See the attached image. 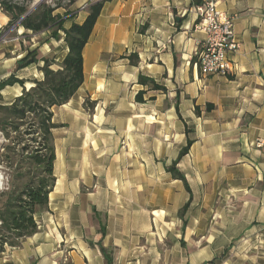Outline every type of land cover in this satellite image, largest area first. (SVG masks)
I'll use <instances>...</instances> for the list:
<instances>
[{
  "label": "crops",
  "instance_id": "crops-1",
  "mask_svg": "<svg viewBox=\"0 0 264 264\" xmlns=\"http://www.w3.org/2000/svg\"><path fill=\"white\" fill-rule=\"evenodd\" d=\"M201 2L104 1L83 49V83L52 109L48 207L34 216L38 232L5 246L0 264H106L99 244L112 264H264V0H218L239 44L226 77L198 69ZM2 16L0 81L14 75L29 90L43 78L42 59L60 69L64 34L9 35ZM34 49L38 63L16 70ZM22 91L6 87L2 103ZM175 162L186 184L168 171Z\"/></svg>",
  "mask_w": 264,
  "mask_h": 264
},
{
  "label": "trees",
  "instance_id": "trees-1",
  "mask_svg": "<svg viewBox=\"0 0 264 264\" xmlns=\"http://www.w3.org/2000/svg\"><path fill=\"white\" fill-rule=\"evenodd\" d=\"M104 1L100 0L88 7V15L81 24H72L64 29L63 20L54 12V7L41 3L29 15L23 18L31 6L30 3H14L0 0V10L8 18L6 29L18 24L33 34L49 31L51 37L58 39L59 32L64 34L67 55L59 64L60 69L52 70L55 61L42 59L43 66L38 70L43 78L34 81V86L26 90L24 81L10 76L0 81V133L9 144L4 146L3 161L10 170L8 186L0 192V253L5 246L19 247L21 242L36 232L38 225L34 219L36 213L48 207V195L54 186L53 164L55 159L52 130V109L60 107L72 98L83 83V49L88 43ZM37 50H27L25 56L17 61L16 70L37 64ZM137 56H130V63L137 64ZM138 82L148 85L152 90L164 88L153 80L139 76ZM19 84L22 94L10 105L2 103L1 91L8 86ZM142 102V93L136 96ZM89 110L93 105L85 101ZM212 106L208 105L207 109ZM191 145L188 141L179 158L184 156ZM174 179L186 184L184 176L176 169V162L168 168ZM102 235L104 230L102 229ZM106 264H112V253L99 244Z\"/></svg>",
  "mask_w": 264,
  "mask_h": 264
},
{
  "label": "built area",
  "instance_id": "built-area-1",
  "mask_svg": "<svg viewBox=\"0 0 264 264\" xmlns=\"http://www.w3.org/2000/svg\"><path fill=\"white\" fill-rule=\"evenodd\" d=\"M196 29L205 35L199 45L197 66L203 76H228L230 57L239 48L234 36L233 19L218 8V0H202L195 9ZM264 143V140L258 144ZM1 189V187H0Z\"/></svg>",
  "mask_w": 264,
  "mask_h": 264
},
{
  "label": "rangeland",
  "instance_id": "rangeland-1",
  "mask_svg": "<svg viewBox=\"0 0 264 264\" xmlns=\"http://www.w3.org/2000/svg\"><path fill=\"white\" fill-rule=\"evenodd\" d=\"M7 2H14V3H23V4H28L30 3V6L36 1V0H5ZM83 1L86 0H45L44 3H46V5L52 6L54 7L55 5H60V8H58L54 14L58 15L63 21L68 20L70 18H72L73 16H75L76 14L78 15L79 13L82 12H87L88 13V7L87 5H85L86 3L83 4ZM90 1V0H89ZM93 3H95L98 0H92ZM88 2V1H87ZM92 3V4H93ZM0 22L4 23V19L3 16H6L4 14V12H2L0 10ZM8 19V18H7ZM5 26H3L2 28L6 29V24H4ZM15 25L12 26L11 28L7 29L9 30V35L14 33L15 30ZM42 39V38H40ZM37 42V41H36ZM27 43H31L30 41L27 40ZM65 43V42H64ZM62 44V43H61ZM60 55H62V49L59 52ZM49 61L54 60V58H47ZM56 63V62H55ZM52 67V66H51ZM55 68V67H53ZM57 70V69H56ZM9 144V141L5 139L4 135L0 133V177H1V191H4L7 186H8V179H9V175H10V170L8 168V166L6 165V163L3 161V154H4V146Z\"/></svg>",
  "mask_w": 264,
  "mask_h": 264
},
{
  "label": "water",
  "instance_id": "water-1",
  "mask_svg": "<svg viewBox=\"0 0 264 264\" xmlns=\"http://www.w3.org/2000/svg\"><path fill=\"white\" fill-rule=\"evenodd\" d=\"M45 0H36L33 4H32V6H31V8H30V10L28 11V13L23 17V18H25L27 15H29L36 7H38L41 3H43ZM18 26V24H16L15 25V28Z\"/></svg>",
  "mask_w": 264,
  "mask_h": 264
},
{
  "label": "bare ground",
  "instance_id": "bare-ground-1",
  "mask_svg": "<svg viewBox=\"0 0 264 264\" xmlns=\"http://www.w3.org/2000/svg\"><path fill=\"white\" fill-rule=\"evenodd\" d=\"M0 185H1V177H0Z\"/></svg>",
  "mask_w": 264,
  "mask_h": 264
}]
</instances>
